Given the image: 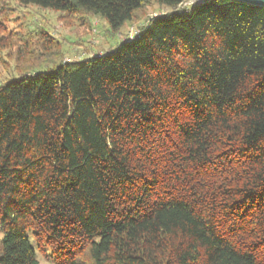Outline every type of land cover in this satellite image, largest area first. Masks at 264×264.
<instances>
[{"label":"trees","instance_id":"1","mask_svg":"<svg viewBox=\"0 0 264 264\" xmlns=\"http://www.w3.org/2000/svg\"><path fill=\"white\" fill-rule=\"evenodd\" d=\"M16 1L113 33L172 11L84 60L36 32L62 61L0 85V264H264V7Z\"/></svg>","mask_w":264,"mask_h":264},{"label":"rangeland","instance_id":"2","mask_svg":"<svg viewBox=\"0 0 264 264\" xmlns=\"http://www.w3.org/2000/svg\"><path fill=\"white\" fill-rule=\"evenodd\" d=\"M191 7L189 0L178 8L179 12L189 14ZM170 11L172 9L153 2L139 12L136 19L127 22L120 32L113 33L107 21L96 16L66 17L52 9L24 6L16 0H0V85L24 73L46 72L54 63H61L62 57L45 56L49 49H45L41 35L36 33L40 29L58 40L63 61H77L115 49L152 17ZM38 258L42 264H54L42 252H38Z\"/></svg>","mask_w":264,"mask_h":264},{"label":"water","instance_id":"3","mask_svg":"<svg viewBox=\"0 0 264 264\" xmlns=\"http://www.w3.org/2000/svg\"><path fill=\"white\" fill-rule=\"evenodd\" d=\"M212 1H217V0H191V5H204ZM235 1L244 2L249 5L264 7V0H235Z\"/></svg>","mask_w":264,"mask_h":264},{"label":"built area","instance_id":"4","mask_svg":"<svg viewBox=\"0 0 264 264\" xmlns=\"http://www.w3.org/2000/svg\"><path fill=\"white\" fill-rule=\"evenodd\" d=\"M133 37H134V36L130 37V39H132ZM130 39H129V40H130ZM97 56L100 57V56H102V54H99V55H97Z\"/></svg>","mask_w":264,"mask_h":264}]
</instances>
